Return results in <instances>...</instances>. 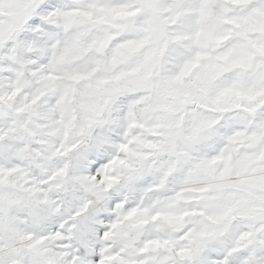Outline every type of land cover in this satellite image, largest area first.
<instances>
[{"label": "snow or ice", "instance_id": "snow-or-ice-1", "mask_svg": "<svg viewBox=\"0 0 264 264\" xmlns=\"http://www.w3.org/2000/svg\"><path fill=\"white\" fill-rule=\"evenodd\" d=\"M0 264H264V0H0Z\"/></svg>", "mask_w": 264, "mask_h": 264}]
</instances>
